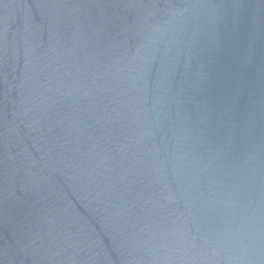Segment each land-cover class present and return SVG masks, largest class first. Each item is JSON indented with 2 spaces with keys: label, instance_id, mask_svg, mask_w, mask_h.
<instances>
[{
  "label": "water",
  "instance_id": "water-1",
  "mask_svg": "<svg viewBox=\"0 0 264 264\" xmlns=\"http://www.w3.org/2000/svg\"><path fill=\"white\" fill-rule=\"evenodd\" d=\"M0 264H264V0H0Z\"/></svg>",
  "mask_w": 264,
  "mask_h": 264
}]
</instances>
